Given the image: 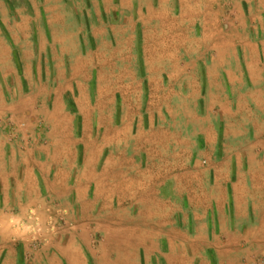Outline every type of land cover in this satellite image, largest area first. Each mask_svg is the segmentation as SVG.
Returning <instances> with one entry per match:
<instances>
[{
	"label": "rangeland",
	"instance_id": "rangeland-1",
	"mask_svg": "<svg viewBox=\"0 0 264 264\" xmlns=\"http://www.w3.org/2000/svg\"><path fill=\"white\" fill-rule=\"evenodd\" d=\"M187 1L0 0V264H264V0Z\"/></svg>",
	"mask_w": 264,
	"mask_h": 264
},
{
	"label": "bare ground",
	"instance_id": "bare-ground-1",
	"mask_svg": "<svg viewBox=\"0 0 264 264\" xmlns=\"http://www.w3.org/2000/svg\"><path fill=\"white\" fill-rule=\"evenodd\" d=\"M187 1V0H186ZM192 1H195V0H192ZM218 0H208V2H211V4H214V3H216ZM188 2V1H187ZM204 2V1H203ZM192 3V2H191ZM206 3V2H205ZM186 4V3H185ZM223 4V3H222ZM209 5V4H208ZM207 5V6H208ZM182 6V5H181ZM201 6V5H200ZM185 7V6H184ZM202 7V6H201ZM215 7V6H214ZM189 8V7H188ZM207 8V7H206ZM210 8V7H209ZM216 8V7H215ZM195 9H196V7H195ZM55 10V9H54ZM59 10V9H58ZM179 10V9H178ZM187 11H188V9H187ZM204 11V10H203ZM48 12V11H47ZM180 12H181V10H180ZM182 13V12H181ZM63 14V13H62ZM191 14V13H190ZM198 15V14H197ZM220 15V14H219ZM199 16V15H198ZM202 16V15H201ZM51 17V16H50ZM151 17V16H150ZM171 17V16H170ZM54 18V17H53ZM167 18V17H166ZM166 18H165V20H166ZM173 18V17H172ZM164 19V18H163ZM168 20V19H167ZM170 21H172V19L170 20ZM169 21V22H170ZM175 21V20H174ZM60 22V21H59ZM161 22V21H160ZM159 22V23H160ZM169 22H166V23H169ZM178 23V22H177ZM165 24V23H164ZM180 24V23H179ZM163 26V25H162ZM61 27H62V25H61ZM77 28V27H76ZM171 28H173V27H171ZM74 29V28H73ZM51 30H52V28H51ZM173 30V29H172ZM57 31V30H56ZM162 32V31H161ZM168 32V31H167ZM174 32V31H173ZM217 33V32H216ZM23 34V33H22ZM62 34V33H61ZM174 34V33H173ZM59 36V35H58ZM65 36V35H64ZM169 38V37H168ZM162 39V38H161ZM206 39V38H205ZM216 39V38H215ZM56 40V39H55ZM59 40V39H58ZM184 41V40H183ZM181 42V41H180ZM204 42V41H203ZM202 42V43H203ZM208 42V41H207ZM57 43H59V42H57ZM182 43V42H181ZM203 45V44H202ZM201 45V46H202ZM244 45V44H243ZM163 46V45H162ZM159 47V46H158ZM205 49V48H204ZM121 59V58H120ZM107 63V62H106ZM99 64V63H98ZM72 78V77H71ZM106 82V81H105ZM129 89V88H128ZM106 91V90H105ZM120 91V90H119ZM105 95V94H104ZM172 95V94H171ZM153 104V103H152ZM107 134V133H106ZM121 134V133H120ZM102 135V134H101ZM123 196V195H122Z\"/></svg>",
	"mask_w": 264,
	"mask_h": 264
}]
</instances>
